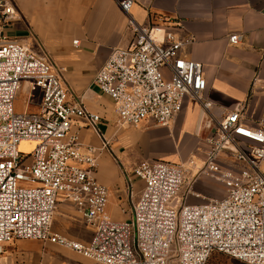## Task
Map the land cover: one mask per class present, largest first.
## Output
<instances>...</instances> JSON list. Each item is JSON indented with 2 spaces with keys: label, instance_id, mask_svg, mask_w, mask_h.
<instances>
[{
  "label": "built area",
  "instance_id": "2783aa9c",
  "mask_svg": "<svg viewBox=\"0 0 264 264\" xmlns=\"http://www.w3.org/2000/svg\"><path fill=\"white\" fill-rule=\"evenodd\" d=\"M134 3H119L133 34L129 46L114 49L94 79L114 104L117 127L138 129L146 121L169 127L189 96L210 110L202 64L181 55L193 38L180 39L174 26L137 24L130 15ZM17 19L11 0H0V264L5 246L21 240L67 248L94 264H207L220 253L264 264V119L249 123L240 106L225 113L207 140L200 173L217 179L225 195L171 206L190 169L147 160L134 171L143 188L129 219H113L107 214L111 192L95 178L100 151L83 148L71 133L79 118L102 138V118L70 98L54 66L10 38ZM241 40L238 33L229 38L232 45ZM24 83L32 93L41 91L38 113L14 111ZM25 142L35 144L26 154L20 152ZM108 145L104 139L103 149ZM224 150L236 159L230 168L219 163ZM64 202L76 207L92 232L87 242L52 232Z\"/></svg>",
  "mask_w": 264,
  "mask_h": 264
},
{
  "label": "crops",
  "instance_id": "0c3cea01",
  "mask_svg": "<svg viewBox=\"0 0 264 264\" xmlns=\"http://www.w3.org/2000/svg\"><path fill=\"white\" fill-rule=\"evenodd\" d=\"M121 1L11 0L18 19L8 35L54 66L71 99L80 98L89 112L101 116L102 138L79 118L71 133L79 136L83 148L92 146L100 151L95 178L111 192L107 214L126 221L142 192L143 183L134 175L142 162L160 159L184 165L190 169L188 183L192 182L191 175L200 173L203 166L206 142L225 113L241 106L249 123L264 119V92L260 90L264 82V0H133L130 15L137 24L174 26L180 39L193 38L181 55L202 64L207 82L204 98L212 104L207 111L197 100L186 97L183 111L169 127L145 122L140 129L118 128L112 100L94 85L110 53L127 48L133 37ZM236 33L242 40L232 45L229 38ZM41 98V91L32 93L24 83L14 111L38 113ZM104 139L109 142L106 149ZM192 156L195 166H190ZM199 177L202 181L193 182L196 189L188 205L225 195L217 179L205 173ZM86 229L73 204H59L53 233L84 243L89 240ZM39 243L21 240L6 245L3 262L16 264L22 259L31 264L34 256L24 247Z\"/></svg>",
  "mask_w": 264,
  "mask_h": 264
},
{
  "label": "rangeland",
  "instance_id": "374dc122",
  "mask_svg": "<svg viewBox=\"0 0 264 264\" xmlns=\"http://www.w3.org/2000/svg\"><path fill=\"white\" fill-rule=\"evenodd\" d=\"M146 123L150 124V121H146ZM34 145H35L34 143L25 142L20 145V152L24 154L29 153L30 151L33 150ZM232 155L233 154L230 150H224L220 158L218 159L219 163H221L224 167H227V168L232 167V165L236 164V159H234ZM159 161L161 160L159 159ZM199 174L191 175L193 176L191 180L193 179L194 180L189 183L187 182L183 186V189L180 191L179 195L173 201H171L170 203L171 206L173 205L180 206L182 204H187V200L190 198V195H191V193L188 194V192H190L189 191L190 188L191 190L196 189V184L202 181L201 177L197 178ZM195 179L197 180V182L195 185H193V182L195 181ZM202 193L208 197L213 196L207 192H202ZM221 196L223 195H218L217 197H221ZM217 197H214V198H217ZM195 203H198V202H195ZM132 212H133V206L130 207L128 211V216H130ZM85 233L89 235L88 239H90L92 235V232L90 231V229H86ZM24 250H27L33 254L34 257L31 260V264H94L91 260L86 259V258L84 259L83 257L79 256L77 253L73 252L70 249L62 248V247L55 246L49 243L41 242L37 244L36 246L30 245L28 247H24ZM136 256H137V259L139 260L140 255L138 254V252L136 253ZM24 263L26 262L20 259L17 264H24ZM207 264H245V263L239 262L235 259L228 257L227 255L220 253V254H213L208 260Z\"/></svg>",
  "mask_w": 264,
  "mask_h": 264
},
{
  "label": "bare ground",
  "instance_id": "6f19581e",
  "mask_svg": "<svg viewBox=\"0 0 264 264\" xmlns=\"http://www.w3.org/2000/svg\"><path fill=\"white\" fill-rule=\"evenodd\" d=\"M208 127V126H207Z\"/></svg>",
  "mask_w": 264,
  "mask_h": 264
}]
</instances>
